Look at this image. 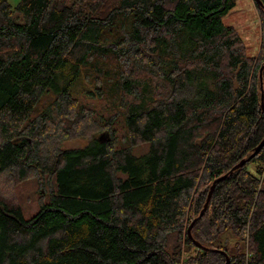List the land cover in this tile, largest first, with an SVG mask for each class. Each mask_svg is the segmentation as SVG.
I'll return each mask as SVG.
<instances>
[{
	"label": "trees",
	"instance_id": "1",
	"mask_svg": "<svg viewBox=\"0 0 264 264\" xmlns=\"http://www.w3.org/2000/svg\"><path fill=\"white\" fill-rule=\"evenodd\" d=\"M255 4L257 56L236 0H0V175L43 190L0 264H264V145L187 235L264 138Z\"/></svg>",
	"mask_w": 264,
	"mask_h": 264
},
{
	"label": "rangeland",
	"instance_id": "2",
	"mask_svg": "<svg viewBox=\"0 0 264 264\" xmlns=\"http://www.w3.org/2000/svg\"><path fill=\"white\" fill-rule=\"evenodd\" d=\"M19 0H8L14 6ZM223 23L226 26H233L242 38L247 53L257 56L260 50L262 39L263 24L259 15L258 8L254 0H236L235 7L223 17ZM87 142L84 137H75L63 140L60 143L61 148L74 149L83 147ZM147 146L142 145L135 149V153L141 154L146 151ZM255 163H250L247 168L254 172ZM264 179V171L260 177ZM36 174H31L21 182H14L5 175H0V194L8 199H15L20 203L23 215L27 219L34 215L38 210L39 191H43L38 186ZM189 256L188 253L183 254Z\"/></svg>",
	"mask_w": 264,
	"mask_h": 264
},
{
	"label": "water",
	"instance_id": "3",
	"mask_svg": "<svg viewBox=\"0 0 264 264\" xmlns=\"http://www.w3.org/2000/svg\"><path fill=\"white\" fill-rule=\"evenodd\" d=\"M255 2L262 8V10L264 11V6L261 2V0H255ZM263 69H264V64L261 65L260 69H259V83H260V90H261V96H260V105H261V108L262 110L264 111V94H263ZM100 138L102 137V135L99 136ZM264 145V138L262 139V141L258 144V146H256L252 152V154L246 158V159H242L240 160L236 165H234L226 174L220 176L219 178L215 179L210 188H209V191L207 193V197H206V200H205V203L202 207V209L200 210L199 214L192 219L191 223L189 224L188 228H187V235L188 237L192 240V242H194V244L198 247V248H201L203 250H208L206 247L202 246L200 243L196 242L193 237H192V234H191V229L193 227V225L197 222V220H199L205 213L208 205H209V201L211 199V195H212V192L214 190V187L216 185L217 182H219L221 179L225 178L228 174H231L234 170L242 167L245 165V163L251 158L253 157ZM229 263V256H226V261L224 264H228Z\"/></svg>",
	"mask_w": 264,
	"mask_h": 264
}]
</instances>
